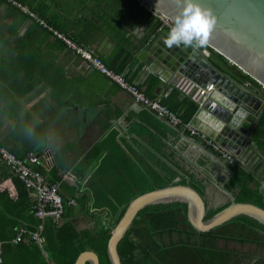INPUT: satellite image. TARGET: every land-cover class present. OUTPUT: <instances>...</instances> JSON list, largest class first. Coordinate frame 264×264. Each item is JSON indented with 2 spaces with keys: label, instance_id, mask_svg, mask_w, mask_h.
I'll list each match as a JSON object with an SVG mask.
<instances>
[{
  "label": "crops",
  "instance_id": "crops-1",
  "mask_svg": "<svg viewBox=\"0 0 264 264\" xmlns=\"http://www.w3.org/2000/svg\"><path fill=\"white\" fill-rule=\"evenodd\" d=\"M14 1L93 50L109 69L141 84L152 99L179 116L186 114L185 103L191 97L181 88L189 87L190 81L179 76L164 80L138 59L141 43L159 28L158 20L138 0ZM203 50L218 58L208 47ZM260 99L264 103V93ZM250 141L252 146L238 166L255 182L264 184V155L254 147L252 138ZM0 144L20 159L37 154L39 163L33 168L48 181L59 182L65 199L80 200L87 195L90 204L102 193L99 203L106 207L102 216L98 211L83 210L79 204L58 224L69 221L82 235L95 231L102 220L112 224L113 209L119 211L123 203L135 197L140 179L148 172L165 176L164 169L173 182L179 179L178 183L191 186L201 182L210 210L229 202L222 191H226L231 167L209 151L201 138L172 127L109 78L88 69L65 43L10 7L7 0H0ZM33 203L31 191L0 161V241L5 243V264H32L34 241L27 237L17 245L10 241L19 227L34 228L37 224ZM50 222L56 224L48 219L46 225ZM182 236L184 240L187 237ZM189 241L200 261L187 264H254L262 250L258 243L236 239L216 238L210 243L211 238L204 235H191ZM160 244L170 243L164 240ZM49 247L57 246L52 243ZM221 254L229 257L224 259ZM45 257L55 263L49 261L46 252ZM143 264L168 263L153 260ZM257 264H264V260Z\"/></svg>",
  "mask_w": 264,
  "mask_h": 264
},
{
  "label": "water",
  "instance_id": "water-1",
  "mask_svg": "<svg viewBox=\"0 0 264 264\" xmlns=\"http://www.w3.org/2000/svg\"><path fill=\"white\" fill-rule=\"evenodd\" d=\"M170 20L181 13L175 0H142ZM201 8L210 9L217 23L209 44L220 55L217 59L203 48L167 47L163 41L169 30L156 32L139 46L138 59L164 80L174 76L184 78L200 88L213 84L215 92L204 102L193 125L208 138L239 159L252 146V134L264 109V0H194ZM235 67L249 76L254 84L241 83L227 74L223 66ZM257 149L258 147L254 145ZM212 153L211 148H208ZM260 158V157H259ZM262 160L261 162H263ZM264 167V166H263ZM262 167V168H263ZM261 165L259 170H262ZM156 188L130 202L124 215L112 228L107 245L111 264H122L119 244L132 230L142 211L155 205L185 204L187 221L198 233L219 229L233 219L247 216L264 226V209L251 203H238L232 194L228 204L207 218L210 207L205 198L189 184L178 183ZM221 183V182H218ZM47 264H55L48 262ZM76 264H101L94 251L80 254Z\"/></svg>",
  "mask_w": 264,
  "mask_h": 264
},
{
  "label": "trees",
  "instance_id": "trees-1",
  "mask_svg": "<svg viewBox=\"0 0 264 264\" xmlns=\"http://www.w3.org/2000/svg\"><path fill=\"white\" fill-rule=\"evenodd\" d=\"M217 56L223 60L220 55L217 54ZM223 67L231 78L241 83L254 84V81L249 76L244 75L237 68H228L226 65ZM185 104L187 112L182 116L180 115V117L185 122H191L194 116L197 115L199 107L191 99ZM173 112L178 115L176 111ZM252 139L264 155V109L253 132ZM228 169L231 176L225 190L230 194L233 193L238 203H251L264 209V184L261 181L255 182V178L238 165ZM162 172L165 176L155 171L152 173L148 172L145 178L142 177L140 179L136 191L138 193L134 194L135 197L123 203L121 205L122 209L119 211L113 209L115 217L112 224H108L105 220H102L100 226L95 231L88 230L83 235L79 234V230L69 221L68 224L60 226L52 222L47 224L43 232V245L39 246L35 241L31 243L34 259H30V263L47 264L46 252L50 256L49 261H54L56 264H76L81 253L93 250L100 256L101 264H111L108 257L107 245L111 237L112 228L119 222L128 204L135 198L145 193H151L156 188H164L167 185L173 184L169 171L163 169ZM193 187L200 195L204 196L206 191L204 184L196 182L193 184ZM101 194H97L99 195L96 197L98 198L96 199L97 201H91L90 204L87 203V195L80 198V200L77 198L78 202H80V208L83 210L89 209L92 212L98 211L101 213L99 216H102L106 207L99 203L102 199ZM65 200L66 202L68 201V199ZM224 207L218 210H210L207 218H210ZM71 208H67L66 216L70 215L69 211H71ZM139 217H142L141 222L138 220L135 228L119 244L118 251L122 264H143L146 261L152 262L153 260L165 261L168 264H187L191 260L200 261L197 249L190 246L189 237L191 235H204L206 239L211 238L210 243H212V239L216 238L236 239L241 243L250 242L258 243L259 245L264 243V226L247 216L233 219L219 229H215L209 233H198L191 227L187 221V206L185 204L155 205L142 211ZM66 227L67 230L65 231ZM173 234H177L179 240L177 242H170L169 245L161 246L160 242L163 241L164 236L168 235L171 237ZM182 235H186L187 240H184ZM52 243L56 244L57 247L54 249L50 248L49 244ZM221 255L224 259L229 257V255Z\"/></svg>",
  "mask_w": 264,
  "mask_h": 264
},
{
  "label": "built area",
  "instance_id": "built-area-1",
  "mask_svg": "<svg viewBox=\"0 0 264 264\" xmlns=\"http://www.w3.org/2000/svg\"><path fill=\"white\" fill-rule=\"evenodd\" d=\"M138 2L150 12L155 20H158L159 28L157 32H161L164 29L170 31L173 27V20H170L165 15L156 11V9L148 6L142 0H138ZM7 4L47 30L54 38L65 43L68 50L78 55L86 63L88 69L96 70L109 78L110 81L118 85L123 92L132 96L138 104L148 108L155 116L165 119L174 128L188 132L192 137L201 138L204 145L216 152L227 165L233 167L241 163L238 157L231 154L214 140L204 136L197 127L193 125L192 121L185 122L180 116L172 112L169 107L149 97L146 89L143 88L141 84L132 83L125 74H120L109 69L106 64L97 57L93 50L82 46L67 34L62 33L55 25L34 13L29 7L14 0H7ZM181 84L182 82L178 83V85ZM181 91L191 97L201 108L204 102L215 92V87L213 84L209 83L207 87L203 89L190 82L189 87H185L184 85ZM0 161L6 164L10 173L21 182L23 187L31 191L34 199L32 209L37 219V224L34 228L19 227L10 243L17 245L23 241L24 237H27L35 241L39 246H42L46 221L52 219L56 224H59L65 218L67 208L77 207L79 203L77 199H71L66 202L61 191V184L59 182L48 181L42 172L33 168L34 165H38L39 163L37 154L29 153L24 159H20L7 151L6 148L2 147L0 144ZM4 246L5 243L0 241V264H4Z\"/></svg>",
  "mask_w": 264,
  "mask_h": 264
},
{
  "label": "clouds",
  "instance_id": "clouds-1",
  "mask_svg": "<svg viewBox=\"0 0 264 264\" xmlns=\"http://www.w3.org/2000/svg\"><path fill=\"white\" fill-rule=\"evenodd\" d=\"M175 2L182 7V11L163 43L169 48L184 46L199 49L207 46L217 23L212 11L201 8L194 0Z\"/></svg>",
  "mask_w": 264,
  "mask_h": 264
},
{
  "label": "rangeland",
  "instance_id": "rangeland-1",
  "mask_svg": "<svg viewBox=\"0 0 264 264\" xmlns=\"http://www.w3.org/2000/svg\"><path fill=\"white\" fill-rule=\"evenodd\" d=\"M226 203H227V202H226ZM183 238H185V236H183ZM164 240H165V243L168 244V243H170V242H177V241L179 240V237H178L177 235L174 234V235L171 236V237H169V236H165L164 239H163V241H164ZM185 240H186V239H185ZM191 241L194 242V241H195V238H192ZM221 244L223 245L224 242H221ZM235 245H238V244H235ZM230 247L237 249L236 246H232V245H230ZM260 248H262L261 254L257 255L256 259H257V260H264V243L260 245ZM244 259H245V258H243V260H244ZM246 260H249V259H246Z\"/></svg>",
  "mask_w": 264,
  "mask_h": 264
},
{
  "label": "flooded vegetation",
  "instance_id": "flooded-vegetation-1",
  "mask_svg": "<svg viewBox=\"0 0 264 264\" xmlns=\"http://www.w3.org/2000/svg\"><path fill=\"white\" fill-rule=\"evenodd\" d=\"M220 184H221V183H220ZM141 218H142V217H139V218H138L139 222H141ZM138 220H137V221H138ZM137 221L135 222V224L137 223ZM135 224H134L132 230L135 228ZM132 230H130V231H132ZM256 246L259 247L260 245L257 244ZM260 251H262V250L260 249L259 252H260ZM250 252H251V254H253V255H254V253H255V251H254L253 249H251ZM259 261H263V260H258V261H256L255 263L257 264V262H259ZM255 263H254V264H255Z\"/></svg>",
  "mask_w": 264,
  "mask_h": 264
}]
</instances>
